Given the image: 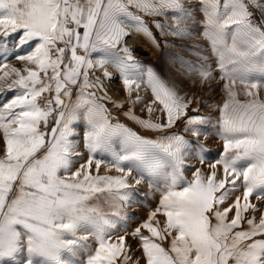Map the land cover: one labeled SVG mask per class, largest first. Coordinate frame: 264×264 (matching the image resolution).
<instances>
[{"label": "snow or ice", "instance_id": "6c2138e0", "mask_svg": "<svg viewBox=\"0 0 264 264\" xmlns=\"http://www.w3.org/2000/svg\"><path fill=\"white\" fill-rule=\"evenodd\" d=\"M0 264H264V0H0Z\"/></svg>", "mask_w": 264, "mask_h": 264}, {"label": "rangeland", "instance_id": "374dc122", "mask_svg": "<svg viewBox=\"0 0 264 264\" xmlns=\"http://www.w3.org/2000/svg\"><path fill=\"white\" fill-rule=\"evenodd\" d=\"M145 19H149L145 17ZM157 36H159V33H156ZM134 41V43H132ZM129 42L132 43V46L136 50V55L138 58L142 59L145 63L150 64L154 67L160 68L164 67L166 62L169 60V53L174 51H180L179 49L172 48L168 45H165L163 41H160V47H155L152 45L149 41H147L141 34H133L129 38ZM185 55H188V53H185ZM14 62V61H10ZM137 112H139V109H137ZM123 119V117H122ZM209 148L215 149L219 147V141L215 136H212L209 141L208 145ZM144 191H147V186L142 185L141 186ZM148 203H153L152 197H147ZM130 212H135L137 215L143 214L144 211H146L145 208L142 206H132L129 209Z\"/></svg>", "mask_w": 264, "mask_h": 264}]
</instances>
